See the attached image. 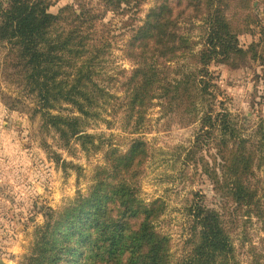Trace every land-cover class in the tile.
I'll return each mask as SVG.
<instances>
[{
  "label": "trees",
  "instance_id": "1",
  "mask_svg": "<svg viewBox=\"0 0 264 264\" xmlns=\"http://www.w3.org/2000/svg\"><path fill=\"white\" fill-rule=\"evenodd\" d=\"M150 1H76L54 14L52 0H0V79L22 92L21 98L2 93L5 108L38 125L35 141L49 153L55 134L64 148L74 141L87 155L103 154L86 192L59 210L41 208L44 223L20 264H238L232 235L240 219H257L264 233V177L256 174L264 168V135L254 146L232 116L218 110L210 71L216 64L264 67V0H154L141 20ZM109 14L123 19L120 27ZM245 34L258 35L259 43L243 49L239 36ZM124 37L132 69L115 77L106 65ZM157 101L164 121L153 116ZM103 114L119 123L121 145L88 132ZM175 125L200 126L196 150L205 137L214 144L206 174L221 201L215 210L193 200L188 249L180 259L172 237L159 229L164 200H144L138 185L150 157L144 137Z\"/></svg>",
  "mask_w": 264,
  "mask_h": 264
},
{
  "label": "rangeland",
  "instance_id": "2",
  "mask_svg": "<svg viewBox=\"0 0 264 264\" xmlns=\"http://www.w3.org/2000/svg\"><path fill=\"white\" fill-rule=\"evenodd\" d=\"M76 1V6L81 3H91L94 6L98 2L52 0L54 6L51 12L56 14L60 8ZM153 2L151 0L144 6L141 20L145 18ZM131 6L134 8L135 3ZM254 7L255 12L263 13V7L257 2ZM107 20L120 27L123 19L109 14ZM123 40L114 43L112 55L106 65L109 75L115 77L120 70L132 69L123 53L126 37ZM252 43H259L258 35L239 36V45L243 49H247ZM180 64L188 67V62L181 61ZM171 67L177 68L178 64ZM210 71L216 86L214 94L218 110L227 111L241 130L242 136L257 146L262 134L264 135V67L254 63L251 67L239 69L227 64H216L210 67ZM106 83L110 86L113 84L112 81ZM2 93L21 98L22 92L19 86L9 85L0 79V261L20 264L22 257L32 246L36 227L44 223V218L39 213L41 208L59 210L78 191L86 192L89 187L88 177L96 166L103 164V154L87 155L74 141L64 148L55 134L48 138L51 153L41 149L35 141L38 125L33 124L25 115L8 111L1 100ZM159 102H155L152 113L155 118L164 121L163 110L157 106ZM106 109L111 110L109 106ZM63 113L70 114L67 109ZM109 116L103 114L102 120L91 122L88 132L101 136L103 143L112 140L121 145L124 134L119 123ZM104 120L110 122V126ZM199 127L194 125L184 128L175 125L167 132L144 137L149 144L150 157L138 181L141 197L147 201L164 200L166 212L158 224L159 229L172 237L173 253L179 259L188 249L186 240L192 226L188 210L193 200H200L215 210H220L221 206L206 174V170L213 166V156L216 153L214 144L205 137L202 149H194ZM53 152L61 156L60 164L54 161ZM64 162L67 164L66 169H63ZM71 164L81 168L78 173L70 167ZM256 174L258 178L264 177V168L257 169ZM232 241L238 264H264V233L262 224L257 219H240Z\"/></svg>",
  "mask_w": 264,
  "mask_h": 264
},
{
  "label": "water",
  "instance_id": "3",
  "mask_svg": "<svg viewBox=\"0 0 264 264\" xmlns=\"http://www.w3.org/2000/svg\"><path fill=\"white\" fill-rule=\"evenodd\" d=\"M0 264H6L4 261H0Z\"/></svg>",
  "mask_w": 264,
  "mask_h": 264
}]
</instances>
